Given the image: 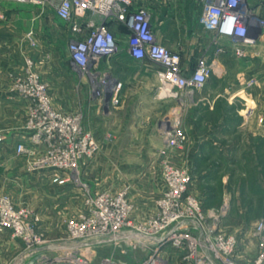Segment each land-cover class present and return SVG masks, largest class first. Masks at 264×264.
<instances>
[{"label": "built area", "instance_id": "2783aa9c", "mask_svg": "<svg viewBox=\"0 0 264 264\" xmlns=\"http://www.w3.org/2000/svg\"><path fill=\"white\" fill-rule=\"evenodd\" d=\"M5 1L52 10L61 21L69 23L74 35L68 44L73 67L89 77L95 96L105 98L111 94L113 105L120 102V84L114 81L108 86V77L101 76L104 71L100 64L120 51L108 22L115 21L127 29L131 58L137 61L149 58L160 66L157 78L161 97L173 98L184 106L192 92L202 89L210 78L212 67L205 59L199 60L193 72L185 73L180 53L158 42L152 15L141 4L142 0H0ZM202 2L201 23L214 30L218 38L231 41L238 57H245L243 46L252 41L249 38L251 26L254 23L264 25V20L249 7L248 0ZM28 39L33 42L31 34ZM254 84L255 80H251L248 87ZM13 90L32 101L26 121V142L17 145L16 153L33 158L29 162L31 171L51 170L54 182L64 184L77 180L81 160L93 157L99 150L93 133L82 126V114H65L54 109L49 86L42 81L30 59L26 61L24 73L15 78ZM165 136L169 148L179 150L187 140L179 120L165 132ZM3 139L0 133V142ZM61 173H65V177ZM164 175L169 189L158 201L159 213L147 224L136 226L133 223L130 218L133 206L125 192L114 197L106 191L96 195L88 191L86 209L68 222L69 240L79 239L86 243L104 235L117 237L133 232L137 239L152 248V253L139 264H168L162 256L167 245L186 250L182 264H238L233 259L236 237L220 231V221L227 205L205 214L193 196L183 201L191 180L189 173L165 164ZM0 229L12 230L15 238L35 250L26 251L22 260L35 258L34 264H93L78 251L65 250L56 256L40 251L49 242L39 232V218L29 209H16L6 195H0ZM259 240L260 253L251 264H264V236L261 233ZM101 264L119 263L108 257Z\"/></svg>", "mask_w": 264, "mask_h": 264}, {"label": "crops", "instance_id": "0c3cea01", "mask_svg": "<svg viewBox=\"0 0 264 264\" xmlns=\"http://www.w3.org/2000/svg\"><path fill=\"white\" fill-rule=\"evenodd\" d=\"M165 1L168 4L163 7V19L159 18L157 25L152 20L158 42L180 53L181 65L187 74L194 71L200 59H205L212 67L207 84L196 90L194 97L187 99V103L195 105V117L190 116L186 124L191 136V143L186 148L189 150V162L198 151L201 140V136L195 132L193 122L201 120L203 113L214 110V104L217 102L231 105L237 99L243 101L247 112L245 118L255 128L264 131V25L254 23L251 26L249 38L252 41L243 46L246 56L240 58L236 55L235 46L231 41L218 38L214 30L207 29L201 23L203 0ZM141 4L146 6L152 15L161 12L159 8L162 6L157 5V0H142ZM248 4L256 15L264 20V0H248ZM38 9L40 8L13 1L0 2V104L7 103L15 107V117L24 112L28 100L16 97L10 92L6 74L9 71H19L23 67V59L29 49L26 33L32 27L37 31L39 23L42 22ZM119 35L128 38V31L123 25H119ZM67 64L63 70L70 72L75 69L69 58L68 44ZM159 68L160 66L149 58L142 61L131 58L126 43V50L119 51V78L115 79L120 84L119 104L111 103V94L105 98L95 96L90 84V100L98 102L95 121L89 124L91 131L101 137H116L111 141L101 139L99 154L90 162L86 161L83 167L84 176L95 192L121 190L130 179L129 174H133V169L149 167L153 161L149 157L155 156V153L166 146L165 132L173 126V120L187 118L186 107L180 106L173 98H163L158 94ZM37 69L49 82L54 101L64 104L85 98L77 93V83L69 78L72 76L70 73H67L66 85L63 84V77L58 74V66L54 63L47 67L40 64ZM251 80H255V84L248 87ZM260 119H263L262 123L259 122ZM0 133L4 137L0 142V192L9 193L17 203L23 205L26 203L25 197L35 192L42 200L36 208H40L44 219L48 220L50 213L61 208V200L68 198L70 203L71 192L67 190L66 185L52 183L49 173L28 170L27 158L16 153L17 143L27 135L21 125L14 127L11 123L2 124ZM172 152L174 151L169 152L168 158L173 156ZM141 174V180L146 181L150 172L146 170ZM150 181L145 194L147 198L159 192L160 188L162 191L163 186L161 184L160 187L159 181L153 178ZM129 185V199L136 202L137 206L132 218L137 221L147 215L145 204H140L145 200L137 195V185ZM139 193L143 194L140 191ZM20 194L25 197H20ZM66 208L68 212L75 209L69 205ZM133 239L135 237H123L101 242L89 249H82L83 254L87 253V257L96 260L98 264L108 257L114 261L117 258L118 261L123 245H129ZM99 252L103 255L99 254L96 259ZM29 260L21 259L20 264Z\"/></svg>", "mask_w": 264, "mask_h": 264}, {"label": "rangeland", "instance_id": "374dc122", "mask_svg": "<svg viewBox=\"0 0 264 264\" xmlns=\"http://www.w3.org/2000/svg\"><path fill=\"white\" fill-rule=\"evenodd\" d=\"M167 4L165 0H157V5L162 7H158L161 12L156 14L153 13V15L151 14L154 24L157 25L159 23V18L163 19V7ZM38 10L40 13L39 19L42 22L39 23L37 31L35 27H32L26 33V41L29 49L27 55L24 56L23 67L19 71H9L6 74L10 92L16 97L28 100L29 105L27 102V107L24 112H22L23 114L21 113L15 117L14 114L17 112L15 107L7 103L0 104V125L8 123L13 124L14 127L21 125L25 133H28L26 130V121L32 101L17 95L13 90V83L17 76L24 73L26 61L30 59L33 61L34 69L40 75L42 81L49 86V93L54 109L65 114L80 112L82 114L83 128L91 131L89 124L90 122L94 123L95 116L98 112V108L96 107L98 102L90 100L89 97L91 80L88 76L80 73L76 69H72L70 72L68 70H63V68L68 65L67 44H69L70 40L74 37L71 25L56 18L52 10H42L41 8ZM108 24L115 34L120 51L123 49L126 50L127 36L119 35V24L115 21L108 22ZM29 34H31L33 42L28 39ZM53 63L58 66V74L60 76L62 75L64 85L67 83V73L72 75L69 78H72L77 83V93L82 94V97H85V101L82 99V101L78 100L77 102L64 104H61L60 101H54L49 82L42 77L41 72L37 69L40 64L47 67L48 65H53ZM100 64L102 66V71H104L101 76L104 78L108 77V86H112L115 79L119 78V52L113 58L102 60ZM49 75H51V72ZM195 92L196 91L192 92L189 97H194ZM182 107L187 108L185 111H188L186 113L187 118L174 119L173 122L179 120L180 125L186 132L187 140L184 147L179 150L169 148L166 144L160 152L158 151L155 153V156L149 157V159H153L149 167H140L137 170L133 169V174H129L130 179L125 182L127 184L119 191L113 192L108 189L95 192L90 182L84 176L83 167L85 162H90L100 152L102 143L100 140L111 141L116 138L114 135L101 137L94 135V132L91 131L95 141L99 145V150L93 157L83 158L81 160L78 171L76 172L77 180H70L64 184L54 182L52 171L44 170V172L49 173V179L52 183L66 185V187H68L67 190L72 194V202L70 201L69 203L68 198L61 200V208L50 213V218H48V220L44 219L40 212V208H36V205L42 203V200L37 197L35 192L27 197L20 194V197H25L26 203L24 205L17 203L7 192H0V195L9 196L16 209H29L39 218V232H41L45 240L49 242L48 245L65 242L71 247L66 250L78 251L81 255H84L82 249H89L91 246L101 241L114 238L110 235H104L100 239L86 241L87 246L85 247L79 246V243H85L83 240H69L67 231L68 222L77 218L78 215L86 209L87 192L89 191L91 194L96 195L106 191L114 197L125 192L127 200L133 206L130 213V218L133 223L136 226L147 224L151 218L159 213L158 201L164 197L169 189L164 175V165L168 164L190 175L191 180L183 195V201L186 197L193 196L200 203L202 211L205 214H209L214 210L219 211L224 205H227L226 211L220 221V231L227 236L233 235L236 237L237 245L233 255V259L236 263L251 264L260 253L259 233L264 236V131L255 128V126L245 118L247 112L245 111L243 101L237 99L231 105H228L226 102H217L214 104V110L203 113L201 120L197 119L196 122H193L196 128L195 132L199 137L201 136V140H199L198 151L189 162V157L187 156L189 150L186 148L191 143V136L187 131L186 124L190 116H193V118L195 117V105L193 103H187L186 101L185 105ZM259 122L262 123L263 119H260ZM26 137L19 143H25ZM19 143H17V145ZM171 151H174L171 153L173 156L168 158L169 152ZM25 157L27 158V168L31 171L29 162L32 161L33 158H30L29 155ZM146 170L150 172V174L147 180L143 181L140 175ZM61 176L65 177V173H61ZM151 178L155 181H159L160 187L161 184H163V186L162 191L160 188L159 192L157 191L152 197L147 198L145 194L148 190L147 187L150 186ZM128 183H131L133 186L134 184L137 185L139 191L143 192V194H140L139 191H137V195L143 197L145 200L140 202V204H145L144 210L147 215L143 219L137 221H134L132 218V214L137 206L136 202H131L129 199L128 195L130 193L128 190H130V185ZM146 183L149 184L147 185ZM68 205L70 207L74 206V211L68 212L66 208ZM30 250L33 249H30L23 240L13 236L12 230L0 229V264H12L13 261L15 262L18 260L26 251L31 252ZM62 251L65 250L48 251V254L50 253L51 256H56ZM162 251V256L167 259L168 264H182L181 259L186 253V250L176 249L172 245H167ZM151 253V246L146 245L135 237L129 245H123L122 252H119V260L117 261L116 258L115 261L119 262V264H139ZM99 254L100 252L97 253L96 259ZM84 256L87 257V253ZM91 262L93 264H98L96 260H91Z\"/></svg>", "mask_w": 264, "mask_h": 264}, {"label": "water", "instance_id": "95a60500", "mask_svg": "<svg viewBox=\"0 0 264 264\" xmlns=\"http://www.w3.org/2000/svg\"><path fill=\"white\" fill-rule=\"evenodd\" d=\"M128 236L129 235H126V236H117V237L111 238V239L106 240V241H101V242L119 240V239H121L123 237H128ZM130 236L131 237H137V234L134 233L133 235H130ZM101 242H99V243H101ZM79 246L85 247V246H87V244L86 243H79ZM70 248L71 247L69 245H67V243H65V242L62 243L61 242V243H52V244L46 245V246L40 248L39 250L40 251H54V250H66V249H70ZM22 258H23V256L20 257L15 262V264H20ZM34 262H35V258L31 259L27 264H34Z\"/></svg>", "mask_w": 264, "mask_h": 264}, {"label": "bare ground", "instance_id": "6f19581e", "mask_svg": "<svg viewBox=\"0 0 264 264\" xmlns=\"http://www.w3.org/2000/svg\"><path fill=\"white\" fill-rule=\"evenodd\" d=\"M133 234H134L133 232H129V233L122 234V235H120V236L129 235L128 238H131L130 235H133Z\"/></svg>", "mask_w": 264, "mask_h": 264}]
</instances>
